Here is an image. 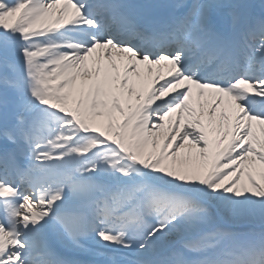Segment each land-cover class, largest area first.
Listing matches in <instances>:
<instances>
[{
	"label": "snow or ice",
	"instance_id": "6c2138e0",
	"mask_svg": "<svg viewBox=\"0 0 264 264\" xmlns=\"http://www.w3.org/2000/svg\"><path fill=\"white\" fill-rule=\"evenodd\" d=\"M0 264H264V0H0Z\"/></svg>",
	"mask_w": 264,
	"mask_h": 264
}]
</instances>
